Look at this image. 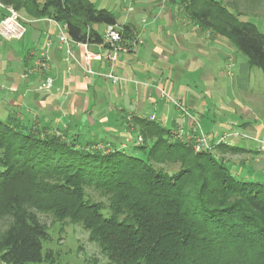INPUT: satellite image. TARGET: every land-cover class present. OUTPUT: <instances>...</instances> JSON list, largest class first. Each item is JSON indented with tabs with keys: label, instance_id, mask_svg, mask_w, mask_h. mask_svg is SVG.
<instances>
[{
	"label": "trees",
	"instance_id": "trees-1",
	"mask_svg": "<svg viewBox=\"0 0 264 264\" xmlns=\"http://www.w3.org/2000/svg\"><path fill=\"white\" fill-rule=\"evenodd\" d=\"M0 1L25 19L65 25L73 41L101 43L98 25L118 27L123 41L131 38L130 26H119L112 11L90 0ZM185 8L264 74V34L253 23L218 0H189ZM7 15L2 10L0 17ZM128 123L134 143L138 136L142 142L129 148L104 143L110 144L104 150L93 138L83 142L13 117L0 120V217L14 218L13 243L1 240L0 252L24 248L11 254L15 262L39 248L36 211L82 225L107 264H264V182L235 176L216 155L241 148L221 142L195 152L191 141L159 122L132 115ZM165 162L179 168L168 173L156 166ZM85 187L96 188L103 202Z\"/></svg>",
	"mask_w": 264,
	"mask_h": 264
},
{
	"label": "crops",
	"instance_id": "crops-1",
	"mask_svg": "<svg viewBox=\"0 0 264 264\" xmlns=\"http://www.w3.org/2000/svg\"><path fill=\"white\" fill-rule=\"evenodd\" d=\"M130 14L117 24L132 29L131 38L125 43L136 42L120 53L115 73L121 81L114 86L100 77H85L80 65L66 60L53 21L25 20L24 25L34 24L46 42L52 40L51 45L44 42L48 48L35 56L33 70L26 68V63L35 54L27 55L26 60L20 58L11 42L0 35V47L8 49L6 59H0V91L8 94L2 100L11 108V114L0 120L13 117L26 126L79 135L83 142L93 138L125 148L135 145L132 140L135 127L128 123L132 115L149 119L154 116L162 127L173 131L183 126L185 134H192L195 125L192 119L182 116L163 99L161 91H165L184 103L200 126L201 123L210 126V136L217 135L218 128L227 129L228 134L264 136V88L260 89L253 81L248 61H237L236 47L230 39L218 34L205 36L204 29L188 12L173 7L172 3L164 9L160 6L138 13L149 16L141 19L142 25L136 20L129 21ZM95 27L101 31L106 28ZM25 33L26 29L20 39ZM89 48L98 51L95 44ZM73 49L77 56L82 52ZM11 62L20 65L18 73H14ZM91 66L95 71L108 70L99 61H91ZM102 105L107 110L102 111ZM108 109L120 112L119 116H111ZM23 111L31 114V118L27 119ZM26 119L28 124L24 123ZM230 139L228 144L241 148L242 154L225 159L221 154L218 156L232 174L243 180L264 182V164L259 161L255 143L243 141L241 136Z\"/></svg>",
	"mask_w": 264,
	"mask_h": 264
},
{
	"label": "rangeland",
	"instance_id": "rangeland-1",
	"mask_svg": "<svg viewBox=\"0 0 264 264\" xmlns=\"http://www.w3.org/2000/svg\"><path fill=\"white\" fill-rule=\"evenodd\" d=\"M90 1L93 2L98 8H104V9L112 11L118 23L122 22L124 18L129 16V14L132 12L130 14L129 21L136 20L137 24L142 25L141 19L144 17L149 18V16L147 14L144 15V14H138V13H144L146 9L148 8L155 9L160 6L162 9H164L168 6L169 3H172L173 7H176L179 10H182V11L185 10L188 12V10L185 8V5L188 3L189 0H90ZM218 1L223 3L224 6L230 12L238 13L239 14L238 16L241 20L249 21L253 23L256 26V28L261 33L264 34V0H257V1L256 0H218ZM0 3L2 5V7L0 8V13L2 10L7 11L8 8L13 9L11 8V6L4 5L1 1ZM175 3L177 4L175 5ZM191 3L194 4V2H191ZM14 11L17 14V19H16L17 23H19V25H21V27L23 28L21 35L18 37L14 35L11 37H7L2 34L0 35L5 37L4 39L7 40L8 42L9 41L11 42L9 43V44H12L10 45L11 48H13L14 51L18 52V56H20V58H25L26 60L27 55L31 53L35 54L30 59H27V63H26V68H29V70H33L35 69V66H34L35 56L39 54V52L43 51L44 48H48V46L47 47L44 46L45 44L44 42H46V40L44 39V35H40V32L38 31V29L35 28V25L34 24L24 25L25 23H27V21H25L26 19L23 17L22 12H18L16 10ZM8 15H9V12H8ZM5 18L6 16L2 17L0 21L4 20ZM54 25L57 27L56 24ZM25 29H26L25 36L22 39H20L23 33L25 32ZM203 29H204L203 31L205 32V36H209V38L210 36L212 35L214 36L217 34L212 29H207V28H203ZM56 30H57L56 31L57 42H59L58 41L59 29L56 28ZM11 38H14V39L10 40ZM135 42L136 41H133V43ZM47 43L51 45L52 40L51 39L47 40L46 44ZM126 45L128 44L126 43ZM62 47L65 49L64 45ZM7 53H8V49H4L0 47V55H1L0 59L1 60L6 59ZM234 55L236 56V59L239 63L248 61L247 57L242 52L237 50L236 48H235ZM9 65L15 68L14 73L16 72L18 73V67H20L18 63L11 62L9 63ZM252 79L255 82V84L257 85L259 84L260 89L264 88V74L260 68L252 67ZM108 83L112 85L111 82H108ZM161 94H163L162 91H161ZM170 96L172 97V95ZM8 97L9 96L7 93L5 94L3 91H0V118L1 119H4L8 116V114H11L10 112L11 108L9 107L7 108L4 104L5 102L2 100V98L7 99ZM163 99H165L166 102L172 104L175 107V109H177L176 106L170 100H168L167 97L164 96ZM130 107L131 106H127V108H130ZM100 108L103 111V109L106 107H103L102 105L100 106ZM108 111H110L111 116H114V115L119 116L120 114V112L118 113L115 110L112 111L108 109ZM210 112H212V109L210 110ZM188 113L190 114V117L194 119V116H192L190 112ZM23 115L27 119L29 117L31 118L32 116L31 114H28L27 111H23ZM91 118L94 120L95 118L94 115H91ZM27 119L24 122L26 124H28ZM192 122L194 123V120H192ZM29 127L39 129V127H34V126H29ZM182 127L183 126H179L175 130L171 131L172 133L171 135L175 137L174 132L180 129L182 130V134L180 135L183 136L184 138H188L194 133L195 125H194V128H192L193 133L188 134V137L186 136L187 134L184 133ZM199 127L212 142L217 141L222 136H225V138L230 142L232 140L230 138H233L234 136L242 137V135H246L247 137L246 138L242 137L244 139H241V140L251 141L255 143V147H256V142L253 140L254 138H257L259 140H264V136L262 135H252L251 136V135L238 133V132L228 134L227 129L224 130L220 128H218V131H216L217 135L213 136L212 134L210 136L209 135L210 133H208V130H210V126L206 127L204 124L202 125L201 123V126L199 125ZM45 130L47 131L50 130L53 133L60 134V135L62 133H65L64 131L60 132V130H56V129L53 130V129L46 128ZM223 133H226V134H223ZM138 138H141V136H138L136 138L135 144L142 142V138H141V141H138ZM134 139L135 137L132 140ZM235 141H237V139H234L233 141L234 144H237L235 143ZM100 146L103 147L104 150H108L107 147L110 146V144L104 145V143L101 142ZM219 154L223 155L224 159L226 156L237 157L242 154V150L240 149V150H236L235 152H230L227 149H223ZM258 154H259V159H260L259 161H261L264 164V159H263L262 154L260 152ZM216 155L218 156V154ZM156 166L162 167V169L168 173H172L179 168V163H171V162L156 163ZM84 190L86 193L91 194L90 196L94 200L103 202V197L98 195L99 192L98 190H96V188L85 187ZM33 213L36 214L35 216L39 223L38 225L41 228L40 230L37 229L36 231V234H38V231L40 233L39 236L37 237V240H38L37 243H39V248H36L37 251L35 250L34 253H31V250L29 252L25 251V258L20 260L17 257H15V260H18L15 262H19V264H107L108 262L107 258L105 257V255H103L99 246L95 242L90 240L88 231L85 228H83L82 225L71 222L69 218L59 220L51 212L42 213V212L33 211ZM13 224H14L13 216L5 214L0 217V241L6 240L8 243H11V244L13 243V240H11L10 238L12 236L9 235V231H8L9 228ZM13 250L14 251L12 253L10 252L7 254H2V252H0V264H15L13 260H9V258L12 257L11 254H17V253L19 254L20 252H24L22 250H25V249L22 248L21 250H17L14 248Z\"/></svg>",
	"mask_w": 264,
	"mask_h": 264
},
{
	"label": "built area",
	"instance_id": "built-area-1",
	"mask_svg": "<svg viewBox=\"0 0 264 264\" xmlns=\"http://www.w3.org/2000/svg\"><path fill=\"white\" fill-rule=\"evenodd\" d=\"M1 7L2 5L0 3V8ZM7 11L9 12V15L6 16L4 20L0 21V34L7 37H11L13 35L18 37L21 35L23 28L16 21V12L9 8ZM55 24L59 29L58 41L62 46L64 45L65 47L66 59L76 62L78 65H80L85 77H100L111 82L113 85H117L121 81V78L115 73L116 61L120 53L128 51L130 46L133 47L135 43L132 42L130 45H126L122 39L120 31L113 26H107L103 32V41L99 44H95L98 46V51L95 52L89 48L88 43L71 40L66 33L65 25L61 26L57 23ZM47 45H49V43H47ZM73 48L81 49V54L77 56ZM91 61L105 63L108 70L105 72L95 71L91 66ZM48 86H50V84H48ZM162 93L163 96L167 97L168 100H170L176 106L182 116L191 118L184 103L173 99L170 94L165 91H162ZM150 119L154 120V116H151ZM192 120H194L195 129L194 133L190 137H188V135H186L188 138L181 136V129L177 130L179 133L177 131L174 133L175 137L178 139L180 138L181 140L191 141L195 152L209 150L211 149V145L214 143L229 142L225 136H222L217 141L212 142L201 130L196 118ZM242 137L246 138L247 136L242 135ZM253 140L256 142L257 152H260L264 159V140H259L257 138H254ZM138 141H141V138H138Z\"/></svg>",
	"mask_w": 264,
	"mask_h": 264
},
{
	"label": "water",
	"instance_id": "water-1",
	"mask_svg": "<svg viewBox=\"0 0 264 264\" xmlns=\"http://www.w3.org/2000/svg\"><path fill=\"white\" fill-rule=\"evenodd\" d=\"M65 2L67 1V0H64Z\"/></svg>",
	"mask_w": 264,
	"mask_h": 264
}]
</instances>
